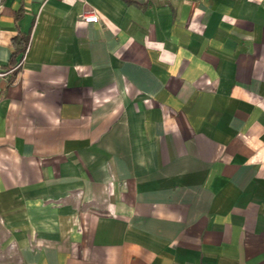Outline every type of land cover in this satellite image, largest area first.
Returning a JSON list of instances; mask_svg holds the SVG:
<instances>
[{"label":"crops","instance_id":"obj_1","mask_svg":"<svg viewBox=\"0 0 264 264\" xmlns=\"http://www.w3.org/2000/svg\"><path fill=\"white\" fill-rule=\"evenodd\" d=\"M0 73L2 263L264 264V0H0Z\"/></svg>","mask_w":264,"mask_h":264},{"label":"built area","instance_id":"obj_2","mask_svg":"<svg viewBox=\"0 0 264 264\" xmlns=\"http://www.w3.org/2000/svg\"><path fill=\"white\" fill-rule=\"evenodd\" d=\"M80 19L85 23H97L99 20V16L94 9H87L80 14ZM23 60L24 57L22 58V61L18 64V66L21 65ZM1 75L2 74L0 73V76Z\"/></svg>","mask_w":264,"mask_h":264},{"label":"rangeland","instance_id":"obj_3","mask_svg":"<svg viewBox=\"0 0 264 264\" xmlns=\"http://www.w3.org/2000/svg\"><path fill=\"white\" fill-rule=\"evenodd\" d=\"M0 250H1V247H0ZM5 259H6V256L3 253H1V251H0V264H4V263H2L3 262L2 260H5Z\"/></svg>","mask_w":264,"mask_h":264}]
</instances>
